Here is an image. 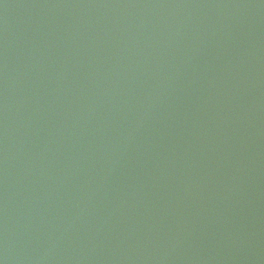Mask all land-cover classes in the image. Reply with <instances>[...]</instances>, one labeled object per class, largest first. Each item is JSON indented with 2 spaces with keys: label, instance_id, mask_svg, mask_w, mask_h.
<instances>
[{
  "label": "water",
  "instance_id": "1",
  "mask_svg": "<svg viewBox=\"0 0 264 264\" xmlns=\"http://www.w3.org/2000/svg\"><path fill=\"white\" fill-rule=\"evenodd\" d=\"M0 264H264V0H0Z\"/></svg>",
  "mask_w": 264,
  "mask_h": 264
}]
</instances>
